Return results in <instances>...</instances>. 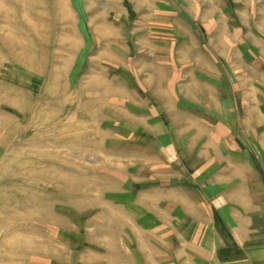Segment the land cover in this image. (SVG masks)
Instances as JSON below:
<instances>
[{
    "label": "rangeland",
    "instance_id": "1",
    "mask_svg": "<svg viewBox=\"0 0 264 264\" xmlns=\"http://www.w3.org/2000/svg\"><path fill=\"white\" fill-rule=\"evenodd\" d=\"M215 192L264 198V0H0V264H150Z\"/></svg>",
    "mask_w": 264,
    "mask_h": 264
},
{
    "label": "crops",
    "instance_id": "2",
    "mask_svg": "<svg viewBox=\"0 0 264 264\" xmlns=\"http://www.w3.org/2000/svg\"><path fill=\"white\" fill-rule=\"evenodd\" d=\"M250 194L201 196L180 222L168 214L176 238L166 245L152 241L150 264H264V198L256 205ZM133 264L142 262L134 258Z\"/></svg>",
    "mask_w": 264,
    "mask_h": 264
}]
</instances>
